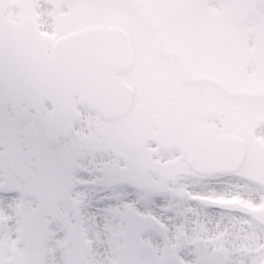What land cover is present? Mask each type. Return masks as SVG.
I'll list each match as a JSON object with an SVG mask.
<instances>
[{
	"label": "rangeland",
	"instance_id": "374dc122",
	"mask_svg": "<svg viewBox=\"0 0 264 264\" xmlns=\"http://www.w3.org/2000/svg\"><path fill=\"white\" fill-rule=\"evenodd\" d=\"M168 1L147 0L142 2L141 7L147 10L151 17L157 19L161 17L156 10L157 6L163 3L167 5ZM0 3L4 5V17L15 22L24 20L25 23L22 22L24 28L28 27L27 29L35 33L42 32V36L48 43L59 35L53 32L52 19H54L62 31H68L79 24H119L131 35L138 56L152 48L149 37L153 33L143 32L146 30L147 17H143L145 13L137 9L130 0H0ZM220 3L221 1H218L215 5L219 12ZM207 9L209 11V7ZM226 14L225 11L224 15ZM196 20L192 17L190 20L179 21L171 26H166L169 22H164V28L167 30L168 37L171 36L169 30L175 34L180 31V36L183 37L181 44L184 45L190 43V38H195V35L190 32ZM202 28L206 27L202 26ZM232 68L234 69L232 72L234 80L230 82L233 84L230 90L231 92L236 91L239 95L233 94V97L226 99L218 96L213 100L206 96L207 90L202 84V89L195 90L194 96L188 94L185 98L193 99L187 101L182 96V100L177 102L166 100V108L162 111L159 101L154 103L136 101L132 111L120 125L126 129L130 127L150 129L151 140L154 141L161 142L158 134L168 133L171 141L167 144L174 153L179 152L176 145L180 138H177L184 137L194 123L211 124L215 128L216 135L223 132L238 133L246 137L247 143L242 164L235 172L194 174L183 158L176 163L163 166L158 162L161 157L157 155L158 150L153 148L152 142L147 143L146 149L139 145L131 147L123 145L119 148L111 145L112 148L104 149L97 140L102 125L100 115L88 110L85 105H81L76 122L77 128L71 138L66 139L57 147L64 152L66 165V173L60 185L43 186V189H39L38 177L33 176L29 182L22 184L13 171L11 173L4 169L6 180L0 182V192L10 194L6 196L0 193V264H17V260L27 248L40 249L45 255L44 264H94L91 250L94 248V242L87 246L86 243L83 244V240L79 239L73 244L71 242H75L77 236L71 238L70 234L76 233L81 237L88 228L92 227L93 217L99 219L102 224L105 244L109 252L106 261L103 260L102 263L124 264L125 245L122 239L125 234L122 231V221L126 217L134 221L136 211L147 217L148 221V229L143 233L142 243L132 254L139 264H150L151 261L165 264L170 259L176 264H196L192 247L195 238L202 239L207 246L208 253L212 249L225 252L224 264H230L234 256L240 260H247L246 263L249 264H264V241L260 242L264 238V99L256 95L245 97L246 85L242 77L245 76L252 83L258 82L257 79L247 74L250 68ZM218 71V79L223 84L227 83L225 78L230 70L222 68L219 64ZM124 77L128 78V75H123ZM135 80L140 87V95L147 92V88L156 86L158 82L163 87L165 85L159 74H155L154 77L148 76L143 80L137 78ZM172 89V87L168 88V90ZM218 90L221 92L219 95L222 93L228 95L223 89L218 88ZM152 93L160 95L164 93V90L160 91L158 87H155ZM196 106L201 109L200 116L193 111ZM147 110L159 115L157 121L163 124L165 129L151 126L155 124V121L146 115ZM6 123H8L7 129L4 127ZM34 124L33 119L28 124L21 125L10 117L8 120L4 116L0 117V148H3L4 152V154L0 153L1 162L7 161L5 153L13 145L12 136L14 134L16 135L15 142L20 145V148H38L36 141L42 132L38 127H34ZM96 126L99 128L97 129ZM103 143L107 144V141ZM131 143H134V139ZM117 149L124 152L128 149V153H131L133 158L136 153L138 160L134 158L131 163L128 155H125L124 159L123 156H117ZM138 155L144 159H139ZM137 163L144 166L146 177L140 175L142 172L138 169ZM151 166L163 168L165 174L167 173L166 179H164L165 174L155 172L154 168L151 170ZM81 175L87 177L86 183L79 179ZM180 180L186 182L187 185L179 183ZM183 184L186 186L180 190L176 189L178 193L173 194V188H179ZM76 188L79 190L72 195V190ZM39 190L42 199L37 201L34 193ZM18 191H20L19 195L15 194ZM133 191L138 194L137 197L133 198ZM108 192L115 194L110 206L103 201V198L112 196ZM190 192L209 195L213 200L198 198L202 207L199 203H193L194 211L189 210L191 207L186 203V199ZM150 193L154 196H162L163 203L158 204L150 200L146 206L144 203L149 200ZM127 195L130 196L132 203L127 201L130 198L125 199ZM137 198L140 203L139 210H136L138 207L134 203ZM95 201L104 203L100 206L102 211L90 214L88 212L87 220L85 203L98 205L94 203ZM151 204L154 207L161 206L162 213L166 214L163 223L156 218V214L154 218H151L150 214L145 211ZM206 206H212L209 214L204 212ZM238 207H242L243 210L241 211ZM257 207L260 208L257 209ZM60 208L64 213L67 212L69 219L66 214L58 213ZM105 209L107 211H104ZM157 213L161 215L160 212L157 211ZM220 213L224 220H228V228H235L238 234L231 235L228 231L221 233L220 226H218L216 228L218 233L214 235V238L208 237L207 223L219 219ZM49 217L58 222L48 220L45 223ZM192 217L195 218L193 224L190 221ZM23 219L24 226H22ZM64 225L69 226L66 229ZM216 225L217 223L214 224ZM226 228L227 226L224 227ZM92 232L90 239L94 241L97 235L94 231ZM241 243L247 244L245 249L239 247Z\"/></svg>",
	"mask_w": 264,
	"mask_h": 264
},
{
	"label": "water",
	"instance_id": "95a60500",
	"mask_svg": "<svg viewBox=\"0 0 264 264\" xmlns=\"http://www.w3.org/2000/svg\"><path fill=\"white\" fill-rule=\"evenodd\" d=\"M104 59L106 62L101 64ZM131 62L132 50L128 35L119 28L93 27L70 34L55 43L51 55L41 41H17L0 37V95H5L0 102L12 100L15 110V103H28L29 94L34 92V80L38 83L37 92L42 97L41 101L47 98L56 113L67 114L65 126L52 128L49 131L50 137L66 135L75 115V88L72 87L69 69L80 70L83 65L95 69L90 80L83 78V82L74 83L79 87L89 86L76 92L88 101L90 107L103 108L105 103H109L116 105V111L123 113L130 104V95L125 94V86L116 85L121 95L117 94L115 98H109L108 92L104 96L101 88H112L116 83L114 72L130 67ZM233 137L223 135L212 142L208 134L196 130L189 139L203 150L205 156L194 165L202 170L230 168L239 158L241 149L240 144L237 146L230 141Z\"/></svg>",
	"mask_w": 264,
	"mask_h": 264
},
{
	"label": "flooded vegetation",
	"instance_id": "af4514ba",
	"mask_svg": "<svg viewBox=\"0 0 264 264\" xmlns=\"http://www.w3.org/2000/svg\"><path fill=\"white\" fill-rule=\"evenodd\" d=\"M201 0H174L170 6L165 9V13L178 15H186L192 9L200 7L199 3ZM207 1V0H205ZM227 3V0L225 1ZM187 12V13H186ZM259 23H252V27H259L260 37L254 41L252 45H249V27L245 26L248 21L246 20L243 25L245 29L235 30L229 29L224 32L225 36H219L217 30L216 21L205 20L204 25L206 28H200V37H195L191 40L195 45L184 46L182 45V39H172L168 37L166 43L163 44L162 36H157L154 49L151 48L147 54V66L152 68H163L164 74L162 79L165 82L164 87L161 85L159 90H164L163 94L156 95L150 94V99L154 102L166 101L169 99L174 100L175 98L169 97L166 92V87H178L181 84L183 78L187 76L189 79H195L201 76L202 70H209L210 76L207 82L214 86H217L216 80L214 79L217 75V68L220 65L226 67H247L250 66L255 71L252 73L253 76L258 77L259 86L258 89L264 90V18L263 15H259ZM256 21V22H257ZM254 22V20L252 21ZM214 24V28L212 29ZM155 27L154 25H152ZM158 33V32H157ZM225 37L226 45L219 38ZM225 47V48H224ZM139 74L135 73L134 77L138 75H144L142 69H138ZM155 73H148V76L154 77ZM245 80V78H243ZM241 82V81H240ZM147 84V83H146ZM145 84V85H146ZM244 84V83H243ZM246 92L250 89H257L246 84ZM233 86V85H232ZM155 87L153 86L152 92ZM216 93H213L215 95ZM232 94H237L236 91ZM244 94V93H243ZM239 95V93L237 94ZM235 95V96H237ZM232 96V95H231Z\"/></svg>",
	"mask_w": 264,
	"mask_h": 264
},
{
	"label": "snow or ice",
	"instance_id": "6c2138e0",
	"mask_svg": "<svg viewBox=\"0 0 264 264\" xmlns=\"http://www.w3.org/2000/svg\"><path fill=\"white\" fill-rule=\"evenodd\" d=\"M37 147L39 149L38 156V176L45 183L57 186L63 182V178L66 173L65 154L62 150L55 148L51 144L48 137L40 135L37 138ZM76 188L72 190V195H75ZM152 199V198H149ZM94 203H102V201H95ZM104 211H107L106 209ZM143 222L140 220L132 221L129 218H125L122 221V231L124 237L122 243L125 245L124 264H139L133 257V252L139 247V237L143 235ZM150 264H158L156 261H151ZM165 264H176L174 260H168ZM204 264H215L214 261H205Z\"/></svg>",
	"mask_w": 264,
	"mask_h": 264
},
{
	"label": "bare ground",
	"instance_id": "6f19581e",
	"mask_svg": "<svg viewBox=\"0 0 264 264\" xmlns=\"http://www.w3.org/2000/svg\"><path fill=\"white\" fill-rule=\"evenodd\" d=\"M79 178H81L83 180V182H86L87 179L83 176H79ZM128 202H130V199L127 200ZM94 215V214H93ZM237 220V218H235ZM93 221V225L90 229H92V231H94L97 235V239H94V241H91L90 236H91V231H89L90 229L88 228V244L87 246H90L91 244H93L92 242H94V248L91 249L92 250V260L94 261V264H103L102 261L107 259V257L109 256V252L107 251V247L105 244V239H104V235H103V227L102 224L100 222V220L98 219H94V217L91 219ZM217 223L216 226H214V224ZM208 225V232L210 237L212 238L214 235H216L218 233V231L216 230V228L218 226H220V232L221 233H225V232H229V234L233 235L238 234L237 230L235 228H228V220H224L221 216L219 217V219L217 218L216 220H213L212 223H207ZM226 229H224V227H226ZM54 230H56L55 227H53ZM93 234V232H92ZM230 236L227 237L226 239L229 240ZM264 238L261 239L260 242H263ZM220 244V243H219ZM246 243H241L240 244V248H244L246 247ZM253 246V245H252ZM247 260H240L237 256L233 257V260L231 261L230 264H249L246 263ZM253 264V263H251Z\"/></svg>",
	"mask_w": 264,
	"mask_h": 264
}]
</instances>
